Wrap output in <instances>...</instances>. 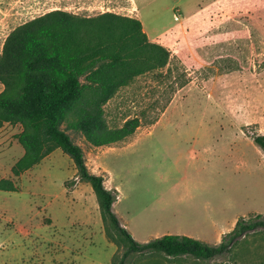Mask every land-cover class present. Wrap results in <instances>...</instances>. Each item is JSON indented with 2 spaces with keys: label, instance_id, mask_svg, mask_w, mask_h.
Returning a JSON list of instances; mask_svg holds the SVG:
<instances>
[{
  "label": "rangeland",
  "instance_id": "obj_1",
  "mask_svg": "<svg viewBox=\"0 0 264 264\" xmlns=\"http://www.w3.org/2000/svg\"><path fill=\"white\" fill-rule=\"evenodd\" d=\"M53 10L136 18L148 40L170 54L164 69L137 77L104 106L109 128L140 120L131 137L93 147L62 126L88 171L116 192L113 211L131 237L147 243L160 233L203 235L214 246L224 236L216 232L229 233L240 218L264 221V154L252 139L264 135V0H0V52L14 28ZM20 130L0 125V179L19 187L0 191V264H111L118 249L67 155L57 149L13 178L23 154ZM193 144L208 151L201 168L185 156ZM192 188L194 199L182 201ZM207 205L219 214L212 228L171 218ZM175 260L136 255L128 264H264V228L211 261Z\"/></svg>",
  "mask_w": 264,
  "mask_h": 264
},
{
  "label": "trees",
  "instance_id": "obj_2",
  "mask_svg": "<svg viewBox=\"0 0 264 264\" xmlns=\"http://www.w3.org/2000/svg\"><path fill=\"white\" fill-rule=\"evenodd\" d=\"M169 60L164 47L148 40L140 20L111 12L93 17L47 12L14 28L0 52V125L21 128L16 140L23 154L11 167L13 178L57 149L67 155L76 179L90 185L105 237L118 249L111 264H128L136 255L208 262L228 254L240 238L264 228V221L240 218L214 246L180 235L138 243L113 211L116 192L104 186L103 176L88 171L81 147L66 133H80L93 147L131 137L140 120L127 119L120 128H109L104 106L134 79L164 69ZM252 139L264 154V135ZM0 191L15 193L19 187L12 178L0 179Z\"/></svg>",
  "mask_w": 264,
  "mask_h": 264
},
{
  "label": "crops",
  "instance_id": "obj_3",
  "mask_svg": "<svg viewBox=\"0 0 264 264\" xmlns=\"http://www.w3.org/2000/svg\"><path fill=\"white\" fill-rule=\"evenodd\" d=\"M62 11V10H61ZM198 147V148H197ZM208 153L207 149L204 147H199L196 146V144H193L186 152H185V156L188 158V162L193 166H197L201 168L200 162L202 161V158ZM119 191V190H118ZM194 188H192L191 190H187L183 197L181 198V200H185L187 203L188 201H192L194 199ZM120 200V197L118 198L117 202ZM116 202V203H117ZM167 202H164V205H166ZM158 210L160 209L162 211V206L157 208ZM218 212L216 213V210L211 207L210 205L205 206L202 209H197V208H192V207H187L183 212H171V218L172 220H190V221H196V222H200L203 224H206L208 228H212L214 227V224H216L218 222ZM159 219L161 220V217L159 216ZM162 221V220H161ZM237 222V221H236ZM235 222V224H236ZM235 224L233 226H235ZM121 225L126 229H127V225L126 223H121ZM232 226V227H233ZM228 232L227 230H221L219 232H216L218 239H220L221 235H225L224 233ZM164 235H168L167 233H160L157 235H152V239H156L159 237H162ZM180 236H186V237H190L192 238H197L196 240L208 244L207 241L204 240V236L203 235H189V234H180Z\"/></svg>",
  "mask_w": 264,
  "mask_h": 264
}]
</instances>
